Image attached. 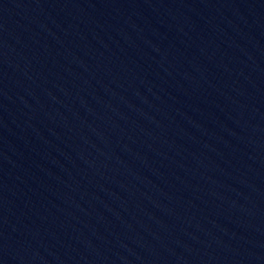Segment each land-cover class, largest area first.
<instances>
[{
	"label": "water",
	"instance_id": "obj_1",
	"mask_svg": "<svg viewBox=\"0 0 264 264\" xmlns=\"http://www.w3.org/2000/svg\"><path fill=\"white\" fill-rule=\"evenodd\" d=\"M0 264H264V0H0Z\"/></svg>",
	"mask_w": 264,
	"mask_h": 264
}]
</instances>
